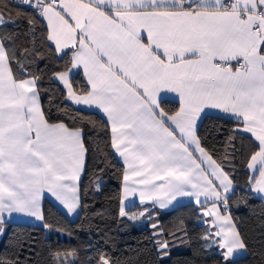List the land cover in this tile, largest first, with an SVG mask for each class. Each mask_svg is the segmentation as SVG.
I'll return each instance as SVG.
<instances>
[{"label":"snow or ice","instance_id":"6c2138e0","mask_svg":"<svg viewBox=\"0 0 264 264\" xmlns=\"http://www.w3.org/2000/svg\"><path fill=\"white\" fill-rule=\"evenodd\" d=\"M16 4L23 15L0 10V236L16 215L50 229L42 206L46 195L69 215L83 207L89 149L84 127L77 126L80 109L73 115L65 103L64 119L51 122L41 100L42 75L31 70L47 58L46 46L60 59L68 57L64 70L50 76L62 85L64 101L106 116L108 147L123 165L124 198L138 194L142 205L129 215L121 200L119 216L151 219L157 205L166 209L178 198H192L205 226L202 250L214 254V264H238L248 243L231 211L238 206L232 200L235 165H225L242 155L248 178L241 200L264 198V0ZM37 32L43 33L39 44ZM74 69L85 77L82 90L73 85ZM161 93H175L178 108L165 111ZM209 109L231 125L219 162L199 134ZM182 224L177 231L151 224L156 264H166L172 240L187 236ZM23 248L0 251V264H27ZM50 255L54 264H76L75 249ZM94 264L114 261L101 253Z\"/></svg>","mask_w":264,"mask_h":264},{"label":"trees","instance_id":"16d2710c","mask_svg":"<svg viewBox=\"0 0 264 264\" xmlns=\"http://www.w3.org/2000/svg\"><path fill=\"white\" fill-rule=\"evenodd\" d=\"M5 8L14 16L23 15L26 11L13 0H0V10ZM42 37L43 33L37 32L38 44ZM44 51L47 58L31 69L37 75H42L40 91L44 109L50 115L51 122H55L57 117L64 119L62 109L65 103L69 111L77 115L73 111L77 107L64 101L62 87L50 80L53 72L64 70L68 57L60 59L56 53H49L46 46ZM71 79L78 90L86 86L80 73L74 74ZM165 101L161 104L165 111H174L179 106L177 101ZM79 116L82 123L77 126L84 127L89 149L81 176L83 207L79 214L69 219L50 200L44 199L45 222L50 225V229L24 223H7L5 234L0 238V251H15L16 245L22 244L21 258H26L27 264H54L50 253L57 249H75L76 264H89L90 259L94 264L101 253L110 256L114 264H156L155 251L149 240L153 231L151 224L158 222L166 231H177L182 220L180 226L186 228L187 236L172 240L171 254L166 258V264H214V254L202 250L199 238L205 226L197 222L199 212L192 203L178 205L169 211L154 208L151 219L143 217L144 225H137L119 216L122 165L108 147L110 130L106 128L107 122L93 111L80 109ZM220 117L207 114L199 123L203 146L218 162L225 154L226 138L231 127ZM231 164L235 165L233 175L237 185L232 200L238 202V206L234 204L231 211L248 243L246 254L238 257L237 261L238 264H264V199L251 195L247 202L241 200L244 193L240 189L246 186L248 178L244 157L237 153L235 160L226 163V170L230 169ZM97 183L100 185L99 191L96 190ZM136 208L142 210V206Z\"/></svg>","mask_w":264,"mask_h":264},{"label":"crops","instance_id":"0c3cea01","mask_svg":"<svg viewBox=\"0 0 264 264\" xmlns=\"http://www.w3.org/2000/svg\"><path fill=\"white\" fill-rule=\"evenodd\" d=\"M58 56H60V54L56 53ZM76 73H80L85 84H86V80H85V77L83 76V72L81 70H73L72 74H71V77L76 74ZM59 84V83H57ZM59 86L62 87L61 84H59ZM63 89V87H62ZM162 96H164L165 99H168V100H172V101H177L178 102V97L176 96L175 93H161ZM71 105H73L71 102H69ZM179 104V103H178ZM79 109H83V110H87V111H93V112H96L97 114H99L105 121H106V116L105 114H103L100 110L98 109H95L94 107L93 108H88L87 106H76V105H73ZM207 111V114H214V115H219V116H222L223 114L219 111V110H215V109H209V110H206ZM107 122V121H106ZM116 159L118 160V162L122 165V161L119 157L115 156ZM123 167V165H122ZM83 174V173H82ZM253 197L255 198H259V199H264L262 198L260 195L258 194H252ZM44 199H48L50 200L54 205H56L63 213H65L67 215V217L69 219H74L77 217V215L79 214V210H77L76 213H73L71 215L67 214L66 211L50 196H45ZM121 200H123L124 202V207H125V210L126 212H128L129 215H135V214H138L141 210L137 209L136 207L138 206H142L140 205L139 203V196L138 194L136 195H130L127 197V199L124 198V193H123V183L121 182V198H120V208H121ZM44 201V200H43ZM43 203V202H42ZM184 203H192L194 206H196L192 200V198H189V197H181V198H178V200L176 202L173 203V205H170L168 208L166 209H160L158 207V205L155 207V209H158V210H161V211H169V210H172L174 209L175 207H177L178 205H181V204H184ZM127 218V217H125ZM201 220V217L199 215L198 219H197V222L199 223V221ZM11 222H16V223H24V224H30V225H36V226H42V223L39 222V221H36L32 218H27V217H24V216H21V215H16L13 219H11L8 223H11ZM134 223H136L137 225H144L145 224V220L143 217L133 221ZM200 224V223H199ZM1 238V236H0ZM246 254V251L241 253L238 257H241V256H244ZM237 257V258H238Z\"/></svg>","mask_w":264,"mask_h":264},{"label":"built area","instance_id":"2783aa9c","mask_svg":"<svg viewBox=\"0 0 264 264\" xmlns=\"http://www.w3.org/2000/svg\"><path fill=\"white\" fill-rule=\"evenodd\" d=\"M14 3H16V0H13Z\"/></svg>","mask_w":264,"mask_h":264}]
</instances>
